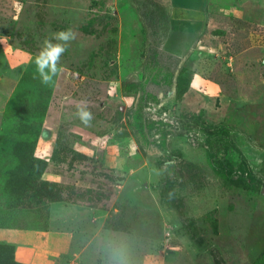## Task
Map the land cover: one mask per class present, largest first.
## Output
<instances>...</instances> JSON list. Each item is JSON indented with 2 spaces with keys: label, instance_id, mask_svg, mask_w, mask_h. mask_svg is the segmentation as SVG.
<instances>
[{
  "label": "rangeland",
  "instance_id": "obj_1",
  "mask_svg": "<svg viewBox=\"0 0 264 264\" xmlns=\"http://www.w3.org/2000/svg\"><path fill=\"white\" fill-rule=\"evenodd\" d=\"M222 5L0 0V264H264V0Z\"/></svg>",
  "mask_w": 264,
  "mask_h": 264
},
{
  "label": "clouds",
  "instance_id": "obj_2",
  "mask_svg": "<svg viewBox=\"0 0 264 264\" xmlns=\"http://www.w3.org/2000/svg\"><path fill=\"white\" fill-rule=\"evenodd\" d=\"M76 38L72 29L59 31L52 34L51 39H46L39 53L35 57L36 71L41 83L47 85L58 73V65L61 56L67 50L69 43ZM56 41V43H53ZM88 102L81 100L76 103L77 118L85 125H89L93 119L92 113L87 108Z\"/></svg>",
  "mask_w": 264,
  "mask_h": 264
},
{
  "label": "crops",
  "instance_id": "obj_3",
  "mask_svg": "<svg viewBox=\"0 0 264 264\" xmlns=\"http://www.w3.org/2000/svg\"><path fill=\"white\" fill-rule=\"evenodd\" d=\"M221 1L223 2V5L222 6H218L219 12L215 13V14H217V16L212 18V21L214 23L219 24V25L227 23L226 21H228L227 26H230V25H232L235 22H234L233 19H231V15H227L229 13V11H231L233 16H235L234 19H238L241 16H242V18H246L247 17V13L246 12H242V10H240V8L238 7V3H240V4H242V3L245 4V3H248V2L251 3L253 0H237V1L234 0L235 3H233V4L231 3L232 0H230V1L229 0H221ZM227 7H230V10H228ZM53 235L61 236V234L58 235L57 233H53ZM23 236H27V235H23ZM64 237L66 238V235H64ZM27 238H29V237H27ZM14 242H17V241H14ZM29 242L35 243V241H29ZM60 242L62 244V249L63 250L67 249L69 247V245H70L69 241L64 240V239H63V241H60Z\"/></svg>",
  "mask_w": 264,
  "mask_h": 264
},
{
  "label": "trees",
  "instance_id": "obj_4",
  "mask_svg": "<svg viewBox=\"0 0 264 264\" xmlns=\"http://www.w3.org/2000/svg\"><path fill=\"white\" fill-rule=\"evenodd\" d=\"M215 263H216V264H219V261H218L217 259H215Z\"/></svg>",
  "mask_w": 264,
  "mask_h": 264
}]
</instances>
